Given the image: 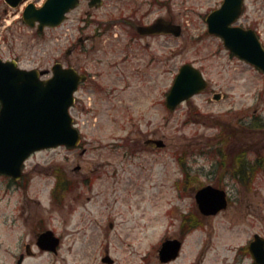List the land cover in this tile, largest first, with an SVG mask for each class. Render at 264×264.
<instances>
[{
  "label": "rangeland",
  "instance_id": "1",
  "mask_svg": "<svg viewBox=\"0 0 264 264\" xmlns=\"http://www.w3.org/2000/svg\"><path fill=\"white\" fill-rule=\"evenodd\" d=\"M221 2L171 0L161 7L182 32L161 37L153 54L118 33L68 56L89 75L70 109L81 141L77 149L32 154L24 181L0 175V264H16L25 246L33 254L22 264H103L106 252L114 264H162L158 250L167 238L182 247L166 264H253L243 249L254 234L264 237V74L207 33L206 15ZM243 10L239 24L256 30L264 44V0H244ZM14 16L11 54L20 67L66 65L68 43L57 39L62 28L38 33L19 10ZM7 35L0 25L1 47ZM185 63L202 72L207 87L168 111L165 96ZM147 139L165 146L146 145ZM238 159L253 169L242 182ZM59 174L70 188L54 190ZM206 185L227 194V207L215 216L201 215L194 200ZM183 215L193 223L181 228ZM46 229L60 239L56 254L35 246Z\"/></svg>",
  "mask_w": 264,
  "mask_h": 264
},
{
  "label": "water",
  "instance_id": "2",
  "mask_svg": "<svg viewBox=\"0 0 264 264\" xmlns=\"http://www.w3.org/2000/svg\"><path fill=\"white\" fill-rule=\"evenodd\" d=\"M17 6L21 0H7ZM95 1V0H92ZM91 1V2H92ZM243 0H223L221 6L206 18L208 33L220 36L224 46L233 54L264 72V49L251 30L231 27L239 16ZM77 0H46L35 8L29 4L23 19L31 27L38 22V29L56 26L65 13L73 9ZM99 4V3H98ZM160 26L162 33L180 35V26L163 19L154 27ZM52 76L41 79L47 71L20 69L14 61L0 60V173L14 179L21 177V167L34 151L56 146L75 147L80 139L79 132L72 125L69 108L73 104V92L85 75L73 68H62L55 64ZM206 86L201 73L189 64L180 67L166 96V107L173 110L179 103L201 92ZM214 99H219L218 95ZM153 142L163 147L161 140ZM195 202L203 215H215L227 205L223 190L210 185L195 193ZM59 240L47 230L39 234L36 245L46 251L55 252ZM181 243L177 239L166 240L159 250L162 262L178 256ZM255 264H264V238L253 236L248 246ZM103 261L111 264L108 256ZM19 257L16 264H21Z\"/></svg>",
  "mask_w": 264,
  "mask_h": 264
},
{
  "label": "flooded vegetation",
  "instance_id": "3",
  "mask_svg": "<svg viewBox=\"0 0 264 264\" xmlns=\"http://www.w3.org/2000/svg\"><path fill=\"white\" fill-rule=\"evenodd\" d=\"M25 1V0H24ZM27 3L29 0H26ZM171 0H101L98 7L91 6L89 0H78L77 7L68 13L66 19L57 28H62L61 33H57V39L63 38L67 42L64 58L67 61L65 66H69L68 56L75 53L81 54L95 48V41L106 40L105 38L117 37L118 33L124 36V40L129 42H138L140 51L154 53L155 48L159 47V39L172 38L171 35H162L160 26L154 25L160 19L166 22H173L172 16L163 17L161 15V7H166ZM36 4V3H35ZM16 9H12L6 0H0V25H3L5 32L8 33L7 44L0 46V59L3 61H16V55L11 54L13 41L12 35L14 30L12 24L16 16L11 17V14ZM239 17L236 25L243 28L239 21L243 17ZM11 17V18H10ZM55 28H44L41 33ZM6 41V40H5ZM140 42V43H139ZM6 53V55L4 54ZM149 66L156 64L154 55L150 56ZM79 73H85L86 70H77ZM86 83V82H85ZM83 83V84H85ZM82 84V85H83ZM80 171V166L76 167ZM25 176L23 173L22 179ZM9 182L15 184L16 181L7 177ZM26 251V247H25ZM23 255L19 253L18 257ZM24 259V258H23ZM172 262L169 261L167 263ZM104 264V263H103ZM114 264V263H113ZM166 264V263H162Z\"/></svg>",
  "mask_w": 264,
  "mask_h": 264
},
{
  "label": "trees",
  "instance_id": "4",
  "mask_svg": "<svg viewBox=\"0 0 264 264\" xmlns=\"http://www.w3.org/2000/svg\"><path fill=\"white\" fill-rule=\"evenodd\" d=\"M240 163V166L239 167H236V169H235V172H236V178L239 180V181H243V179H244V177H246V172H247V169L249 170V166H244L243 164L244 163H242L241 162V159H238L237 160V163ZM252 168V167H251ZM250 168V169H251ZM253 169H251V171H252ZM57 187L58 188H60V184L59 185H57ZM71 187V185L70 184H64L63 185V190H66L67 188H70ZM190 223H193V219L191 218V217H189L188 218V224H190Z\"/></svg>",
  "mask_w": 264,
  "mask_h": 264
}]
</instances>
